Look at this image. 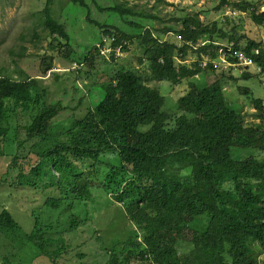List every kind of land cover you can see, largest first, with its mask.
Listing matches in <instances>:
<instances>
[{"label": "trees", "instance_id": "trees-1", "mask_svg": "<svg viewBox=\"0 0 264 264\" xmlns=\"http://www.w3.org/2000/svg\"><path fill=\"white\" fill-rule=\"evenodd\" d=\"M67 1L78 9L85 8L86 20L100 30L105 28V35H114L113 45H121L122 52L128 53L138 39L143 50V57L138 61L148 62L150 77L143 78L138 71L125 66L117 70L109 68L106 57L102 58L107 69L103 67L101 71L110 73L101 74L95 67V60L101 57L95 45L84 61L78 62L95 71L98 77L95 87L102 93L101 99L81 119L73 120L62 129L64 141L56 142L59 132L46 144L54 133V122L66 107L61 102H49L47 87L39 86L42 79H30L22 74L16 80L0 71V157L12 130V115L20 122L28 114L29 121L24 126L26 141L41 140L39 145H34L37 159H32L36 163L27 173H24V164H16L18 156H11V163L18 170L17 184L45 186L51 182L44 183V175L54 178L58 174L60 177L54 178L52 184L65 183L69 192L78 198L90 199L92 188L97 186L111 193L117 203L125 205L126 216L135 225L134 237L139 236L140 241L134 240L136 244L131 249L123 246L121 251L115 246L104 264H261L264 99L253 98L248 88H239L255 110L254 121L246 122L224 88L228 80L264 79L262 42L249 39L241 47L239 42L244 36L235 27L227 33L217 22L205 25L194 16L184 19L177 31L163 26L153 32L142 21L157 17L119 0L112 7L98 6V9L111 18L132 21L135 34L111 27L115 29L113 34L108 25L91 18L86 0ZM53 3L54 0H46L39 12L42 23L59 40L58 44L67 41L69 45L70 35L54 17ZM226 4L222 0L215 9L220 10ZM234 6L248 13L255 23L264 24V13L259 12L262 4L241 1ZM170 32L179 34L182 47L170 40L162 42L155 34L163 37ZM202 40L206 44L198 50L210 56L208 64H175L177 52L184 60L188 49L200 46ZM220 40L224 41L225 50L230 47L231 52H242L251 58L252 65H240L243 70L239 76L233 75L232 70L240 66L214 65L218 57L216 50L220 47L216 43H222ZM109 58L121 59L115 54ZM227 59L238 63L235 55ZM51 69L49 65L45 72ZM209 73H219L211 84L202 80ZM199 75L202 81L192 80ZM186 79L192 80L189 90L170 105L171 109L165 107L166 98L160 91L147 85L149 81L179 85ZM36 86L41 90L42 99L37 103L43 104L38 110H34ZM18 143L20 147L22 142ZM108 155H111L109 159ZM98 163L104 165L102 171L97 168ZM63 201L61 197H54L47 199L46 204L58 210ZM74 222L79 226L81 221ZM35 226V231L26 236L29 244L25 246L29 250L36 248V257L46 256L52 261L61 258L64 245L49 251L47 246L52 239L47 238L48 230L38 228L39 217L35 218ZM19 230L10 212L2 209L0 232L7 235Z\"/></svg>", "mask_w": 264, "mask_h": 264}, {"label": "rangeland", "instance_id": "rangeland-1", "mask_svg": "<svg viewBox=\"0 0 264 264\" xmlns=\"http://www.w3.org/2000/svg\"><path fill=\"white\" fill-rule=\"evenodd\" d=\"M119 1H128V5L138 11L157 17L142 21L147 27H151L153 32L163 26L177 31L181 28L184 19L194 16L205 25L217 22V26L227 33L235 27L239 35L244 36V39L239 42L241 47H244L249 39L262 42L264 45V24L259 25L248 13L239 14L238 10L234 9V3L241 1H252L264 7V0H226L227 4L220 10H216L215 7L222 0ZM67 2V0H54L52 9L54 17L64 24L70 35L69 45H66L67 41L58 44L59 40L53 38L44 27L40 17L42 15L39 12L44 9L46 0H0V71L16 80L21 79L22 74L30 79H42L39 86L47 87L49 102H61L67 109L54 122V129H52L54 133L48 137L46 144H50L53 141V135L59 132L61 134L57 135L56 142L64 141L62 129L69 126L73 120L81 119L90 107L100 101L102 94L95 87V80H98L95 71L89 70L86 65H79V62H83L91 48L99 43L102 37H106L104 34L106 29L100 30L87 21L85 8L78 9ZM86 2L90 7L92 19L110 28L117 27L129 34H135L134 27L131 26L132 21L124 22L111 18L107 12H101L98 9V6L112 7L117 1L86 0ZM111 29L115 31L114 28ZM155 34L162 42L168 41V38L179 47L183 45L176 32H171L166 37ZM219 42L224 44L223 40ZM203 43L200 45L202 46ZM198 48L199 45L188 49L184 60L177 52L175 64L181 63L180 61L188 66L196 62L208 63L210 56L200 52ZM127 54L126 56L121 54V59L116 61L108 57L109 68L117 70L120 66H125L129 70L138 71L143 78H149L148 62L143 61L140 64L138 61L143 56L138 39L130 46ZM104 61L102 57L95 60L98 72L103 67L107 69ZM213 63L218 64L217 61ZM49 65L52 69L46 73L45 70ZM228 66L224 65V67ZM241 67L243 66L234 67L232 74L239 76L240 71L243 70ZM100 73L109 75L110 72L101 71ZM217 74L219 73L214 75L209 73L203 78L199 75L192 80L198 82L205 80V83L211 84L216 80ZM192 80H183L179 85L168 81H149L147 85L156 87L166 98L165 107L171 109L173 106L170 107V105H174L177 98L189 90V83ZM259 80L261 79L252 77L249 80L237 82L228 80L225 84L224 89L230 102L235 104L246 122L254 121L252 115L255 110L247 97L240 94L239 88H248L253 98L264 99V79L261 83ZM39 86L33 89L34 110L43 106L42 103H37L42 101L39 96L41 94ZM27 117L28 114H25L19 122L17 116H11L12 130L4 144L3 155L0 157V211L2 209L9 211L20 226L19 232L16 233L7 232L6 235L0 232V264H96L97 261H99L98 264H104L115 246L117 249L121 248L120 251L123 250V246L125 249H131L133 244H136L134 240L140 241V237H134L135 225L126 216L125 205L117 203L111 193L95 186L92 188L90 199L78 198L69 192L65 183L61 186L52 184L54 178L60 177L58 174L54 175V178L50 174L44 175V183L51 182L45 186L40 183L34 187L17 184L18 170L12 165L11 156H18L16 164H24L26 166L24 173H27L36 163L32 161L37 159L34 145L41 143L40 139L26 141L24 126L28 124ZM19 141L22 142L20 147H18ZM110 156L108 155L107 159ZM96 166L100 171L104 169L103 164L98 163ZM54 197H61L62 201L64 200L62 207L58 210L46 204L47 199ZM38 217L40 225L38 228L48 230L47 238L52 239L47 246L48 250H56L62 246L61 244L64 245V254L61 258L52 261L46 256L36 257V248L29 250L30 247L25 246L29 244L26 236L35 231V218ZM76 219L81 221L79 226L74 222ZM83 220H86L85 224L82 223ZM260 261L264 264V255L260 257Z\"/></svg>", "mask_w": 264, "mask_h": 264}, {"label": "clouds", "instance_id": "clouds-1", "mask_svg": "<svg viewBox=\"0 0 264 264\" xmlns=\"http://www.w3.org/2000/svg\"><path fill=\"white\" fill-rule=\"evenodd\" d=\"M263 8L264 7H262V10L261 11H259L260 13H264V9ZM237 12H239V14L242 13L241 11H237ZM243 13H245V12H243ZM109 29L114 34V31L111 28H109ZM167 35H169V33ZM105 36L106 37H104V38L102 37V39H100L99 43L96 44V47L98 48L99 54H100L101 57H106L108 59V57L112 56L113 54H115L116 57H121L122 56L121 54H123L125 56L128 55L126 52H122V48H121L122 46L121 45L120 46L119 45L118 46H114L113 45L114 42H115V40H116L114 38V35L113 36H109V34H106ZM163 37H166V36L164 35ZM167 40H169V39L167 38ZM180 40H182L181 37H180ZM122 44H124V43H122ZM205 44L206 43H203L202 46H204ZM188 45H191V44L188 43ZM216 45H219L220 46L219 49L224 46L223 43H216ZM202 46L200 45L199 47H202ZM219 49L216 50V53H217V56H218L217 57V62L219 60V55H218V50ZM180 62L182 63V61H180ZM181 63H178V64H181ZM204 64H208V63H204Z\"/></svg>", "mask_w": 264, "mask_h": 264}, {"label": "built area", "instance_id": "built-area-1", "mask_svg": "<svg viewBox=\"0 0 264 264\" xmlns=\"http://www.w3.org/2000/svg\"><path fill=\"white\" fill-rule=\"evenodd\" d=\"M180 38V37H179ZM229 47L230 45H225V47ZM231 48L229 47V50H225L224 46L221 47L219 50H218V55H219V60H218V63L222 64V65H233V66H240L242 64H244L243 66L247 67L249 65H252V60L251 58H249L248 56H246L245 54H243L242 52H236V53H233L231 52L230 50ZM239 53V54H238ZM229 55H235V58L237 59V62L238 63H230L227 59V57ZM216 65V64H215Z\"/></svg>", "mask_w": 264, "mask_h": 264}]
</instances>
